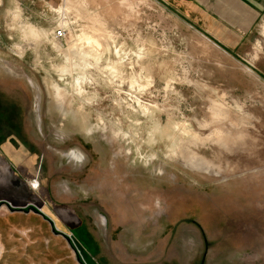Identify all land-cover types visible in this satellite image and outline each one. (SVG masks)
I'll list each match as a JSON object with an SVG mask.
<instances>
[{
    "label": "rangeland",
    "instance_id": "rangeland-1",
    "mask_svg": "<svg viewBox=\"0 0 264 264\" xmlns=\"http://www.w3.org/2000/svg\"><path fill=\"white\" fill-rule=\"evenodd\" d=\"M178 4L0 0V264H264V11Z\"/></svg>",
    "mask_w": 264,
    "mask_h": 264
},
{
    "label": "crops",
    "instance_id": "crops-1",
    "mask_svg": "<svg viewBox=\"0 0 264 264\" xmlns=\"http://www.w3.org/2000/svg\"><path fill=\"white\" fill-rule=\"evenodd\" d=\"M191 2L194 11L202 15L207 13L211 19H220L221 12H244L256 19L260 12L264 11V0H178V5Z\"/></svg>",
    "mask_w": 264,
    "mask_h": 264
},
{
    "label": "bare ground",
    "instance_id": "bare-ground-1",
    "mask_svg": "<svg viewBox=\"0 0 264 264\" xmlns=\"http://www.w3.org/2000/svg\"><path fill=\"white\" fill-rule=\"evenodd\" d=\"M57 89L59 90V92H60V94H62V96L61 97H59L60 98V100L61 99H63L64 101H65V99H64V93L57 87ZM68 98V97H67ZM63 101V102H64ZM62 102V100H61V103H63ZM67 102V101H66ZM61 103H59V106H62L61 105ZM64 104V103H63ZM66 105V104H65ZM62 109V108H61ZM85 120V118L83 119V121ZM109 177V176H108ZM101 178V177H100ZM87 180V179H86ZM100 180V179H99ZM89 181H90V179H89ZM89 183V182H88ZM97 183H99V182H97ZM112 184L114 183V182H111ZM89 184H91V183H89ZM93 184H94V182H93ZM93 184H91V185H93ZM90 187V186H89ZM116 189L118 190V191H120V190H122L123 192H125L126 194H127V196H129V197H131L132 196V194H131V192H130V189L129 188H125L122 184H116ZM107 192H108V190H106ZM98 192V191H97ZM101 193H103L104 191L102 190V191H100ZM110 192V191H109ZM108 192V193H109ZM100 193V194H101ZM112 193V192H111ZM103 194H105V193H103ZM108 196V195H107ZM110 198V197H109ZM131 209H133V207H131Z\"/></svg>",
    "mask_w": 264,
    "mask_h": 264
},
{
    "label": "built area",
    "instance_id": "built-area-1",
    "mask_svg": "<svg viewBox=\"0 0 264 264\" xmlns=\"http://www.w3.org/2000/svg\"><path fill=\"white\" fill-rule=\"evenodd\" d=\"M54 35L56 37H60L61 36V30H57Z\"/></svg>",
    "mask_w": 264,
    "mask_h": 264
},
{
    "label": "water",
    "instance_id": "water-1",
    "mask_svg": "<svg viewBox=\"0 0 264 264\" xmlns=\"http://www.w3.org/2000/svg\"><path fill=\"white\" fill-rule=\"evenodd\" d=\"M50 225L52 226V223H50ZM52 227H53V226H52ZM53 230H54V228H53ZM66 240H67V241H69V239H68V238H67Z\"/></svg>",
    "mask_w": 264,
    "mask_h": 264
},
{
    "label": "flooded vegetation",
    "instance_id": "flooded-vegetation-1",
    "mask_svg": "<svg viewBox=\"0 0 264 264\" xmlns=\"http://www.w3.org/2000/svg\"><path fill=\"white\" fill-rule=\"evenodd\" d=\"M0 203H2V201H1ZM52 226H53V225H52ZM52 226H51V227H52ZM52 230H53V227H52Z\"/></svg>",
    "mask_w": 264,
    "mask_h": 264
}]
</instances>
